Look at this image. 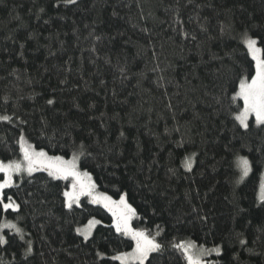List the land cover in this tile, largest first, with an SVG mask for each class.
<instances>
[{"label": "trees", "instance_id": "16d2710c", "mask_svg": "<svg viewBox=\"0 0 264 264\" xmlns=\"http://www.w3.org/2000/svg\"><path fill=\"white\" fill-rule=\"evenodd\" d=\"M245 32L264 50V0H0V115L13 116L0 122V161L20 160L21 132L51 156L83 143L79 169L99 192L126 194L133 227L164 245L145 264H186L172 247L182 241L223 244L206 257L218 264H264V128L251 118L245 132L233 119L242 100H228L250 70ZM238 157L251 165L242 181ZM16 185L5 192L21 212L0 220L32 241L26 264H120L111 257L132 250L105 207L63 206L68 180L38 171ZM93 218L84 242L75 228ZM3 234L0 264H25L23 242Z\"/></svg>", "mask_w": 264, "mask_h": 264}, {"label": "snow or ice", "instance_id": "6c2138e0", "mask_svg": "<svg viewBox=\"0 0 264 264\" xmlns=\"http://www.w3.org/2000/svg\"><path fill=\"white\" fill-rule=\"evenodd\" d=\"M63 2L65 5L77 4V0H63ZM177 22L179 23L180 21ZM184 35L186 37L187 33ZM242 43L247 50L246 55L250 57V70L248 75L242 74L238 78V90L234 89L235 94L230 96L228 100L230 106L237 100H242L243 105L236 109L233 119L238 123L240 128L247 132L250 129V116H254L255 126L258 129L264 128V50L257 47L258 40L251 38L246 32L242 35ZM217 102L222 103L219 100ZM46 103L53 105L55 101L49 99ZM0 122L12 123L13 116L0 115ZM20 123H26V121L21 120ZM121 136H123V133H121ZM18 143L22 159L9 160L6 163L0 161V173L3 174L0 177V216L11 213L18 215L21 212V204L12 195H6L5 192L6 189L18 187L13 177L24 174L31 176L33 172L41 168L53 180H68L70 177L72 178L70 189L62 192L63 206L70 212L73 211L74 206L76 208L81 207V196L92 197L91 203L100 202V198L93 196L95 184L91 182L90 174L86 171L81 172L78 167L81 156H91V152L87 150V147L83 143L79 145V151L74 153L70 160H65L62 156H49L43 149L37 151L32 144L27 142L23 132L19 136ZM195 155L193 153L184 158L182 167L185 171L191 172L193 170ZM237 167L240 169V181H242L251 170L250 162L246 157H238ZM102 199L105 201L103 206L112 214L113 221L111 226L115 228L117 233L128 237L129 240L134 242L130 252H120L118 255L112 256V260L119 261L120 264H145V261L149 260L151 254L163 253L164 245L158 242L155 236L146 230L131 227L130 221L135 216L136 210L127 203L126 194L121 195L118 202L112 201L111 197L108 196H104ZM259 199L264 203V178H262L260 186ZM193 210L195 211V209ZM100 223L101 221L93 218L88 221V224L84 228H75V232L78 236L83 237L84 242H88L92 237V229ZM4 230L13 233L14 237H19V240L23 242V260L26 264L28 259L34 255L32 241L25 240L26 234L24 229L18 223L2 219L0 220V246L6 245L9 242L3 234ZM157 235H159V232ZM238 243L242 248L247 247V241L243 238H239ZM172 247L181 252L186 264H218V261L208 260L206 257L213 255L216 257L223 256V244L205 247L203 244L197 245L193 241H182L172 245ZM247 250L252 251V249ZM97 255L101 254L98 252ZM149 264H151L150 261Z\"/></svg>", "mask_w": 264, "mask_h": 264}, {"label": "rangeland", "instance_id": "374dc122", "mask_svg": "<svg viewBox=\"0 0 264 264\" xmlns=\"http://www.w3.org/2000/svg\"><path fill=\"white\" fill-rule=\"evenodd\" d=\"M257 47H259L258 46V44H257ZM251 118H253L254 120H255V118H254V116H250L249 117V121L251 120ZM37 150V149H36ZM38 151V150H37ZM49 156H51V155H49ZM72 158V156L70 157V158H64L65 160H70ZM22 159V154H21V158H20V160ZM80 170V169H79ZM38 171H44L42 168L40 169V170H38ZM38 171H35V172H33L32 174H34V173H36V172H38ZM81 171V170H80ZM44 172H46V171H44ZM81 172H84V171H81ZM47 173V172H46ZM0 175L1 176H3V174L2 173H0ZM24 176H28L27 174H24V175H22V176H14L13 177V179H14V181H15V183L17 182V178H21V177H24ZM90 177H91V175H90ZM263 178H264V175H263ZM61 180H64V179H61ZM68 181H69V186H68V188L66 189V190H68V189H70V186H71V183H72V178L70 177L69 179H68ZM91 182L92 183H94V181H93V179H92V177H91ZM95 184V183H94ZM259 195H260V190H259ZM93 196H95V197H98V198H100V202L99 203H95V204H99V205H101V206H103L104 205V203H105V201L102 199V197H104V196H108V197H110L109 195H107V194H104V193H101V192H99L97 189H96V186H95V189H94V191H93ZM259 197V196H258ZM83 198H87L89 201L92 199V197H89V196H81V198H80V201H81V199H83ZM111 199H112V201H119V200H117V199H114V198H112L111 197ZM260 200V199H259ZM104 207V206H103ZM134 218V217H133ZM132 218V219H133ZM95 219V218H94ZM132 219H131V221H132ZM97 220V219H96ZM131 221H130V224H131V227H133V225H132V223H131ZM88 224V222L86 223V224H84V225H82V226H79L80 228H84V226H86ZM98 225V224H97ZM97 225H95L94 226V228L92 229V233H93V231H94V229H95V227L97 226ZM133 228H135V227H133ZM130 252V251H129ZM118 255V254H117Z\"/></svg>", "mask_w": 264, "mask_h": 264}]
</instances>
